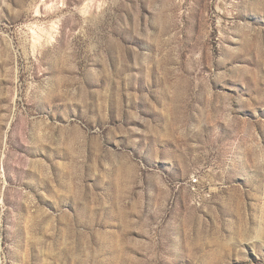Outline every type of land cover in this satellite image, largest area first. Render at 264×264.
Segmentation results:
<instances>
[{
	"label": "rangeland",
	"instance_id": "obj_1",
	"mask_svg": "<svg viewBox=\"0 0 264 264\" xmlns=\"http://www.w3.org/2000/svg\"><path fill=\"white\" fill-rule=\"evenodd\" d=\"M217 147L264 162V0H0V264H264Z\"/></svg>",
	"mask_w": 264,
	"mask_h": 264
},
{
	"label": "clouds",
	"instance_id": "obj_2",
	"mask_svg": "<svg viewBox=\"0 0 264 264\" xmlns=\"http://www.w3.org/2000/svg\"><path fill=\"white\" fill-rule=\"evenodd\" d=\"M105 7H110L108 3L105 4ZM166 7H172L171 5H166ZM231 7V5L225 4L224 9L225 11L228 10V8ZM232 13H229L231 15ZM71 15V13H69ZM232 23H236V21H233ZM227 27V25H225ZM238 27H250V26H238ZM247 39H251V33H249L246 37ZM220 83H223V81H220ZM224 100H230L231 98H223ZM132 131H138L137 129H133ZM193 131L195 133H200L202 131L201 126H193ZM125 138H127L128 133L123 132L121 133ZM47 142V141H46ZM128 145L141 155H145V145H141L139 141L135 140H127ZM212 151H215L218 156L221 158V164L223 167H217L218 171L224 172H231V178H239L242 180H245L246 182L249 179V176H253L256 181L261 185V187H264V162H262L259 158V156L255 153H250L247 147H241L236 155H233L231 152L225 154L220 147L211 149ZM113 157L115 154H112ZM150 160L154 159L155 162H159L160 157L157 155L155 158L152 157V154L149 152L147 153ZM106 161V155H98L97 156V162L98 165H102L105 170H108L110 165ZM215 165V161H214ZM99 171V167L97 168ZM101 176L104 177V179H107V176L101 172ZM207 197H205L206 199ZM159 207V206H158ZM254 224L255 227H253L249 232L247 233H237L233 236L234 241H247L249 243L255 241V240H264V213L261 214L259 217H254ZM255 233V234H253ZM231 243V241L229 242ZM199 259L198 257H194V264L195 260Z\"/></svg>",
	"mask_w": 264,
	"mask_h": 264
}]
</instances>
